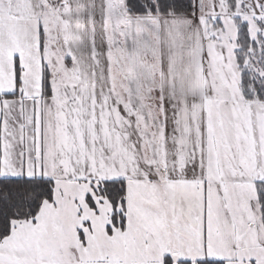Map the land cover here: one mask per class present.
Returning <instances> with one entry per match:
<instances>
[{"label": "snow or ice", "instance_id": "snow-or-ice-1", "mask_svg": "<svg viewBox=\"0 0 264 264\" xmlns=\"http://www.w3.org/2000/svg\"><path fill=\"white\" fill-rule=\"evenodd\" d=\"M0 264H264V0H0Z\"/></svg>", "mask_w": 264, "mask_h": 264}]
</instances>
